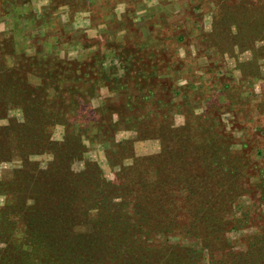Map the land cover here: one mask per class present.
<instances>
[{
    "label": "rangeland",
    "instance_id": "rangeland-1",
    "mask_svg": "<svg viewBox=\"0 0 264 264\" xmlns=\"http://www.w3.org/2000/svg\"><path fill=\"white\" fill-rule=\"evenodd\" d=\"M0 264H264V0H0Z\"/></svg>",
    "mask_w": 264,
    "mask_h": 264
}]
</instances>
